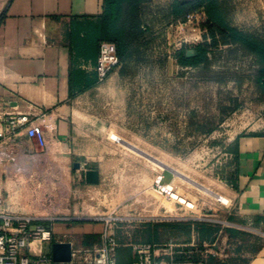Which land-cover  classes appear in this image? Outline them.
Returning <instances> with one entry per match:
<instances>
[{
  "label": "crops",
  "instance_id": "obj_1",
  "mask_svg": "<svg viewBox=\"0 0 264 264\" xmlns=\"http://www.w3.org/2000/svg\"><path fill=\"white\" fill-rule=\"evenodd\" d=\"M163 1L170 8L176 0H140L119 6V14L133 13L134 19L125 25L120 22L125 30L121 64L99 84L95 64L99 44L106 38L105 0H0V111L27 115L42 126L46 140V146L40 147L24 131L13 140H0V196L7 214L41 217L48 207L63 206L65 176L83 166L84 172H98V185L112 173L106 153L109 144H126L146 156L130 144L161 141L162 126L176 120L171 108L169 118H163L167 109L160 98L166 90L162 81L170 85L172 75L149 64L138 51L140 14L154 15ZM244 8V4L235 7L241 15ZM219 9L223 14L220 5ZM228 153L229 178L218 195L212 194L221 199L224 214H209L201 221L146 222L138 229L144 236L140 243L170 250L155 257L157 264H206L215 250H254L246 264H264V118L238 133ZM152 158L157 165L156 156ZM133 162L139 169L142 163L135 157ZM155 172L150 168L148 176L142 173L139 181L144 189ZM131 174L142 175L141 170ZM46 179L52 185L62 184L58 186L61 193L43 195ZM86 185L93 192L95 185ZM107 223L65 217L45 225L51 227L53 243L86 251L101 245ZM116 242V263L132 264L135 244L117 238ZM71 264L85 263L74 256Z\"/></svg>",
  "mask_w": 264,
  "mask_h": 264
},
{
  "label": "rangeland",
  "instance_id": "obj_2",
  "mask_svg": "<svg viewBox=\"0 0 264 264\" xmlns=\"http://www.w3.org/2000/svg\"><path fill=\"white\" fill-rule=\"evenodd\" d=\"M239 4H244L246 12L243 15L235 9ZM263 4L264 0H219L228 26L262 41ZM161 6L154 15L140 14L142 38L138 54L152 66L171 72V84L169 81L161 83L166 90L160 98L162 108L167 109L163 118H169L171 108L176 120L162 126L160 142L130 144L146 156L138 155L126 144H109L106 153L111 159L108 167L112 173L103 177L93 187V192L84 183L86 166L72 176L66 175V203L48 207L41 217L108 220L115 238L142 244L144 236L137 231L146 222L201 221L209 214L225 213L224 205L212 194L218 195L229 178V145L238 133L249 129L255 120L260 122L264 118V98L255 85L258 66L253 56L238 46L224 44L221 35L216 33V46L208 51V68L181 67L177 63L180 52L193 51L203 44L211 46L212 40L204 28L207 16L199 11L182 18H168L169 2L163 1ZM154 155L159 166L153 164ZM134 157L142 163L139 169L137 162H133ZM150 168L156 172L144 189L139 179L144 178ZM138 170L144 175L131 174ZM158 180L161 187L171 185L177 196L191 207L156 190ZM58 186L62 184L52 185L47 179L43 180L42 194L47 197L60 194ZM240 241L247 242L244 238ZM251 251L254 250H215L217 254L214 252L210 258L208 254L206 264H246Z\"/></svg>",
  "mask_w": 264,
  "mask_h": 264
},
{
  "label": "built area",
  "instance_id": "obj_3",
  "mask_svg": "<svg viewBox=\"0 0 264 264\" xmlns=\"http://www.w3.org/2000/svg\"><path fill=\"white\" fill-rule=\"evenodd\" d=\"M120 64L117 46L108 41L100 42L95 64L97 82L99 84L105 82ZM0 125V140H13L18 133L24 131L28 139L36 141L40 147L46 146L42 126L30 121L25 114L0 111ZM155 188L167 193L163 191L159 180ZM54 221L36 215L7 214L4 200L0 196V264H53L51 254L47 252L53 244L52 232L51 227L46 226L45 222L53 224ZM109 223L110 221L101 236V245L94 250H72L71 261L76 256L85 264H117L115 258L117 242ZM133 251L135 261L132 264H157L155 257L169 254L170 250H161L151 244H135Z\"/></svg>",
  "mask_w": 264,
  "mask_h": 264
},
{
  "label": "trees",
  "instance_id": "obj_4",
  "mask_svg": "<svg viewBox=\"0 0 264 264\" xmlns=\"http://www.w3.org/2000/svg\"><path fill=\"white\" fill-rule=\"evenodd\" d=\"M139 2L140 0H105L106 10L103 15V25L106 31V38L103 41L112 42L117 46L119 58L122 56L125 41V30L120 27V22L124 25L134 19V14H119V6L125 3ZM202 11L207 16L204 28L211 38V46L206 44L193 48V55L187 56L185 52H180L177 63L181 67L208 68V51L216 46V33L222 37L223 43L238 46L243 52L253 56L258 69L255 75V85L260 95L264 98V41L254 35L241 32L228 26L223 15L220 13L217 0H176L166 11L168 18H182L188 14Z\"/></svg>",
  "mask_w": 264,
  "mask_h": 264
},
{
  "label": "water",
  "instance_id": "obj_5",
  "mask_svg": "<svg viewBox=\"0 0 264 264\" xmlns=\"http://www.w3.org/2000/svg\"><path fill=\"white\" fill-rule=\"evenodd\" d=\"M192 56L193 51L186 53ZM84 181L89 185H96L99 182V175L96 170L84 172ZM50 254L53 264H71V245L68 243H53L50 246Z\"/></svg>",
  "mask_w": 264,
  "mask_h": 264
},
{
  "label": "bare ground",
  "instance_id": "obj_6",
  "mask_svg": "<svg viewBox=\"0 0 264 264\" xmlns=\"http://www.w3.org/2000/svg\"><path fill=\"white\" fill-rule=\"evenodd\" d=\"M177 177L175 176L174 180L176 179ZM163 188V191H166L169 195V197L175 201H177L178 203L180 204H185L187 207H191V204L184 201L182 198L178 197L177 194L173 191V189L169 186V187H165V186H162ZM218 202L221 201L220 198H218L217 200Z\"/></svg>",
  "mask_w": 264,
  "mask_h": 264
}]
</instances>
